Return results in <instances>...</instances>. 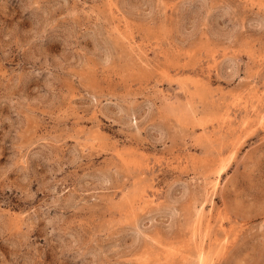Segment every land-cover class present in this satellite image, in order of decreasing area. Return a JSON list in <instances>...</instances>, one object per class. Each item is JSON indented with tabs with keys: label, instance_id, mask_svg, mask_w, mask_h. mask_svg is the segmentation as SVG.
I'll return each instance as SVG.
<instances>
[{
	"label": "rangeland",
	"instance_id": "1",
	"mask_svg": "<svg viewBox=\"0 0 264 264\" xmlns=\"http://www.w3.org/2000/svg\"><path fill=\"white\" fill-rule=\"evenodd\" d=\"M0 264H264V0H0Z\"/></svg>",
	"mask_w": 264,
	"mask_h": 264
}]
</instances>
